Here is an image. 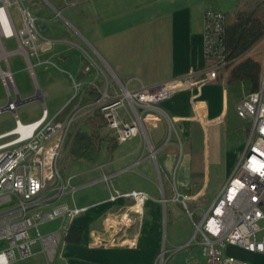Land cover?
Returning a JSON list of instances; mask_svg holds the SVG:
<instances>
[{"label":"crops","instance_id":"obj_1","mask_svg":"<svg viewBox=\"0 0 264 264\" xmlns=\"http://www.w3.org/2000/svg\"><path fill=\"white\" fill-rule=\"evenodd\" d=\"M238 2L99 0L97 25L73 12V23L69 24L75 33L70 32L68 38L48 37L50 29L42 20L39 28L52 44L45 46L41 59L57 65L58 72L67 76L51 72L50 78L49 73L42 72L43 88L36 78V96L38 91L45 95V100L40 98V102L48 109L50 118L58 121L63 110L71 107L74 82L87 88L98 81L104 89V80L108 79L114 87L119 83L129 91H137L184 77L191 70L206 72L211 65L205 54V12L212 6L229 13ZM85 54L99 58V70L87 63ZM247 58L264 67V40ZM34 60L35 68L48 71L49 68L38 66ZM1 83L0 80V109L10 102ZM19 94L24 100L34 97L32 91L25 97L20 91ZM14 97L16 100V94ZM47 98L62 102L53 115ZM20 106L23 105H18L17 115ZM238 117L237 108L229 106L226 86L210 82L193 90L179 91L158 105L148 113L147 135H137L119 144L112 156L104 144L108 155L99 159V165L69 177L72 189L66 198H73V203L66 198L63 203L87 209L73 224L83 229V235L79 243L66 241L63 258L54 264H160L163 252V264H205L203 238L197 234L195 223L202 218V209L219 197L247 147L249 133ZM153 151L155 156L151 155ZM75 162L81 161H72ZM105 176L110 178L109 183L105 182ZM87 189H95L94 198L90 204H79L75 200L77 193ZM175 189L192 198L189 208L195 212L193 218L183 204L172 201ZM112 191L147 193L150 200L143 207L142 217L132 212V200L121 197L112 202ZM163 199L167 200L166 206ZM180 210L188 213L192 223L186 228L176 223ZM124 215L128 216L126 224L121 223ZM53 224H56L54 230L44 233L56 231L60 222ZM98 240L104 243L95 245ZM225 255L249 264H264V254L237 246L227 247ZM34 258V264H48L39 247L30 259Z\"/></svg>","mask_w":264,"mask_h":264},{"label":"built area","instance_id":"obj_2","mask_svg":"<svg viewBox=\"0 0 264 264\" xmlns=\"http://www.w3.org/2000/svg\"><path fill=\"white\" fill-rule=\"evenodd\" d=\"M13 6H17L20 12L22 28L19 30L11 14ZM225 23L222 11L212 6L206 10V58L220 59L206 72L191 70L184 77L156 87H141L137 91H129L119 83L114 87L105 79L104 89L98 82L92 84L100 95L99 99L86 107L76 106L64 121L51 119L46 107L42 117L33 123H23L15 114L14 129L0 134V264L28 260L35 255L37 247L48 264L63 258L66 237L75 219L87 210L63 203L71 192L72 178H63L62 156L77 120L84 115L82 120L85 121L100 111L118 144L137 135L146 136L148 113L179 91L214 82L217 72L228 64L223 46ZM12 39L17 41L20 49L28 50L37 58L38 66L45 69L55 67L52 62L40 58V53L52 41L44 37L24 0H0V49L3 52L0 59L4 54L7 56L3 40ZM29 52H26L27 56ZM6 66L4 69L0 67L1 82L11 102L8 110L16 113L20 102L14 97V94L17 96V85L7 60ZM92 66L98 68V65ZM33 70L31 68L32 74ZM74 87L79 95V85L74 82ZM83 109L87 111L81 113ZM237 113L242 120L252 123L247 147L219 197L207 209H202L203 216L195 223L197 234L203 238L205 264H249L225 255L229 246L264 254V78L260 90L238 104ZM151 155L155 156V152ZM104 180L109 183L110 178L105 176ZM121 197L133 201L131 210L138 217H142L143 207L150 200L147 193L138 191H112L110 200L115 202ZM191 199L176 189L172 197V201L183 204L193 218L195 212L189 208ZM166 202L163 199L165 206ZM55 222H60L56 231H42L43 226ZM121 223H128L127 215L121 218ZM103 243V240L94 242L99 246ZM159 262L163 264L164 252Z\"/></svg>","mask_w":264,"mask_h":264},{"label":"trees","instance_id":"obj_3","mask_svg":"<svg viewBox=\"0 0 264 264\" xmlns=\"http://www.w3.org/2000/svg\"><path fill=\"white\" fill-rule=\"evenodd\" d=\"M52 1L64 3L63 0ZM223 13L226 18L223 46L228 64L217 72V79L214 82L226 86L229 106L237 108L246 97L260 90L264 78L263 64L247 58V54L264 40V0H239L232 12ZM207 60L210 62V68L220 62V59ZM99 97L97 90L90 86L86 89L84 102L92 103ZM70 111L71 107H66L58 121H64ZM242 124L246 126L250 136L252 123L242 120ZM104 144L108 145L111 156L119 145L109 131L105 116L96 111L81 126L73 127L67 142L68 154L62 163L61 173L66 171L67 159L94 161L102 152ZM82 235L83 229L72 226L66 241L79 243Z\"/></svg>","mask_w":264,"mask_h":264},{"label":"rangeland","instance_id":"obj_4","mask_svg":"<svg viewBox=\"0 0 264 264\" xmlns=\"http://www.w3.org/2000/svg\"><path fill=\"white\" fill-rule=\"evenodd\" d=\"M63 1H64V3L66 2V0H63ZM24 2H25L26 8L36 18L37 25L40 26V22L43 20L45 22V24L49 27L50 32H49V34H47L48 37L68 38V35H70V32L75 33L74 31H72V27L69 24V22L70 23L72 22L71 15L73 12L76 13L77 15H79L82 19L85 17V18L89 19L90 21H93L94 26L97 25L96 21H99V0H95L92 2H90L88 0H67V2L64 5L54 3L52 0H24ZM11 14L13 16L16 29L17 30L21 29L22 28V21H21L20 12H19V9L17 6H13L11 8ZM91 31H93V30H91ZM96 31H97V29L95 30V32ZM15 42H16L15 39L3 40L4 50L7 53V56H6V54H4V56L2 55V57L0 59V67L3 69L7 67L6 66V60L8 61L9 65L11 64V66H12L11 71L13 72V74L15 76V82H16V85L18 86V88H17V99L16 100L22 101L24 99L21 98L19 91L22 94V96H24V97L27 95V92L30 93L31 91L34 94V97L37 95L36 78H37V81L40 84L41 88H43V80L44 79L42 76V72L49 73L47 77H50V78H51V72H55V74H58L59 72H58L57 68H55L57 65L55 67H49L48 71H45V70L43 71V69H41V68H35V65H34L35 60L34 59L37 60V58L35 56L31 55L28 50L24 51V50L20 49L18 44L17 45L14 44ZM83 47H85V46L83 45ZM90 50H88V51H90ZM14 51H17V53H16L17 55H10ZM43 51L40 53V58H41V54L43 53ZM26 52H29L28 56H27ZM2 53L3 52H1V49H0V55ZM8 53H10V54H8ZM91 53H93V52H91ZM79 54H81V53H79ZM85 58H86L87 63H89V64H92V65H98L99 64L97 62V60L99 61V58H97V57H95L93 59L88 54H85L84 59ZM24 66H25V69H24ZM31 68L34 69L33 70L34 74H32ZM62 69L65 70V68H62ZM59 74L67 76V74H63V73H59ZM68 78H69V76H68ZM0 80H1V74H0ZM68 80H70V82H71L70 78ZM97 82H93L92 84H95ZM92 84L90 86H92ZM1 85H2V83H1ZM78 85H79L80 90L82 91V94H81V91H78V92H80V94L77 95L78 94L77 90L75 87H73L74 96H73V101L71 102V105H70L71 106V112L74 110V108L76 106L77 107H80V106L86 107L90 104L89 102H84V96H85L86 89L89 88L90 86L87 88H83L80 84L77 83V86ZM104 87H105V85H104ZM18 89H19V91H18ZM38 97L43 98V101L45 100L44 99L45 95L42 92L38 91ZM7 100H8V97H7ZM46 103H47L49 110H50L52 115H53L54 111L59 109L62 105V102L59 99H52V98H47ZM17 104H19V103H17ZM7 105L8 104H6V106ZM6 106H4L3 108H5ZM44 108L45 107H43V104L40 101H35L32 103L20 106L18 108V115H19V117L23 123L35 122V121H38L42 117V114H43L42 112H43ZM85 111H87V109L81 110V113H83ZM16 114H17V110H16ZM80 116H81V114H80ZM81 117L84 120V115H82ZM82 119L77 120L75 125L81 126L84 123V121ZM15 120H16L15 115L12 112L7 111V112L0 114V133L3 131H6L8 129H13L15 127ZM66 154H68L67 150L65 152L63 151V156H62V157H64L63 159H65ZM107 155H108L107 148H106V146H104L102 153L100 154V156H98L96 158L95 162L81 161L78 163L77 162L72 163V160L67 159L66 171L62 172L63 178L65 180H67L72 175H75V174L77 175L83 171L89 170L93 166L99 165V159H104L107 157ZM79 180L80 179L76 180V183ZM94 190L95 189H87V190H83V191L77 193L75 200H77V202L79 204H81V203H86V204L89 203L90 204V201L94 198V195L96 194L93 192ZM72 199L73 198L68 196L66 198V201H68L69 203H73ZM179 212H180V214L177 217V221H176L177 225H179V226L183 225V226H185V228H186L187 224L191 225L192 223H191L190 219L188 218V213L185 210L184 211L180 210ZM55 227H56V224L45 225L42 227V231L45 232L48 230H52ZM34 260H35V258L25 260V261H18L15 264H34Z\"/></svg>","mask_w":264,"mask_h":264},{"label":"water","instance_id":"obj_5","mask_svg":"<svg viewBox=\"0 0 264 264\" xmlns=\"http://www.w3.org/2000/svg\"><path fill=\"white\" fill-rule=\"evenodd\" d=\"M35 101H40V98L38 96H35V97H32V98H29V99H26V100H22L20 102H18L20 105H25V104H29V103H32V102H35ZM11 102L8 103V105L10 104ZM18 104V105H19ZM8 105L5 107V108H2L0 109V114L4 113V112H7L9 111L8 109Z\"/></svg>","mask_w":264,"mask_h":264}]
</instances>
